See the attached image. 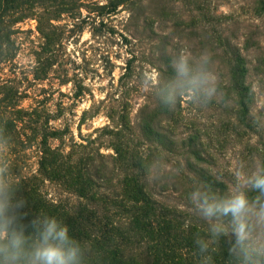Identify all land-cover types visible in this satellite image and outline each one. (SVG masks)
Listing matches in <instances>:
<instances>
[{"label":"trees","instance_id":"obj_1","mask_svg":"<svg viewBox=\"0 0 264 264\" xmlns=\"http://www.w3.org/2000/svg\"><path fill=\"white\" fill-rule=\"evenodd\" d=\"M129 1L109 0L107 7L115 11ZM206 2L184 0L196 11L188 23L197 21L202 32L209 36L207 49L214 52L212 68H220L224 73L218 83L221 92L231 100V117L225 121V128L233 132L251 131L248 117L253 103L245 98L249 88L252 89L247 82L250 64L243 54L247 47L232 45L211 29ZM249 2L254 18L264 16V0ZM23 4L24 0H0V63H7L14 55L13 26L30 17L11 13L10 8L15 10ZM166 16L162 5L156 21L150 15L144 17L145 23L151 24L154 62L150 64L155 67L157 79L148 87L135 116H130L132 107L128 101L115 110L107 108L109 123L83 136L80 128L87 115L83 111L77 125L79 141L64 117L63 101L54 114L38 105L24 110L11 103L14 96L10 88L0 85V123L7 126L12 136L11 148L33 149L37 159L35 173L19 176L14 158L6 153L14 178L28 200V211L30 214L41 211L63 220L71 235L92 247V264H199L193 236L196 232L205 234L207 225L193 213L187 196L197 180L211 181L218 177L212 169V156L204 152L214 134L211 128L182 116V101L171 113L159 107L157 83L168 78L171 74L168 63L180 54L178 48L170 45L169 34L153 28V23L161 24ZM34 17L43 43L35 53L37 66L33 77L45 80L57 62L60 36L51 23L57 16ZM135 62H138L135 56L125 62L119 78L124 90L133 88ZM256 64L264 67V61ZM70 82L61 81L62 85ZM73 86L71 98H82L83 86L75 81ZM56 121L63 124L58 127L50 124ZM103 150L111 153L104 154ZM260 161H264V151ZM179 166H183L182 173L174 181H167L171 170ZM152 176L161 177L160 183H151ZM214 186L221 193L227 189L220 179ZM179 189L183 190L180 192L184 194L180 197L183 202L173 196L177 195L174 190ZM215 248L214 264H227L226 246Z\"/></svg>","mask_w":264,"mask_h":264},{"label":"rangeland","instance_id":"obj_2","mask_svg":"<svg viewBox=\"0 0 264 264\" xmlns=\"http://www.w3.org/2000/svg\"><path fill=\"white\" fill-rule=\"evenodd\" d=\"M108 1L24 0L18 9L10 8L14 16L30 17L13 26L15 33L11 40L14 55L7 63H0V85L10 88L14 96L11 103L24 110L38 105L54 114L63 101L64 117L77 141V125L83 111H87V115L80 128L81 135H91L95 129L109 123L107 108L115 110L128 101L133 118L148 93V87L156 83L157 73L154 65L150 64L154 62L151 54L153 39L149 35L151 24L145 23V16L150 15L155 20L164 6L166 19L161 24L160 21L153 23V28L169 34L170 45L178 48L180 54L195 57L208 47L209 36L202 32L198 22L188 23L196 11L184 0H130L115 11L107 7ZM206 6L211 29L219 32L232 45L242 48L245 44L247 47L243 51L250 64L247 82L257 96V102L251 105L249 112L254 116L264 108V67H257L256 64L264 61V16L253 17L249 0H207ZM103 7L106 8L100 9ZM36 14L57 16L51 23L57 27L56 33L60 36L57 62L45 80L33 77L37 66L35 53L43 43L36 29ZM132 56L138 60L135 62L136 77L133 78V88L124 90L120 88L119 78L126 60ZM212 70L217 74L218 81L222 80L223 71L215 67ZM149 79L152 83H148ZM62 80L72 82L62 85ZM74 81L84 88V94L78 100L71 98ZM219 103L218 97L215 105L200 110L182 100L181 107L184 118L211 128L214 135L204 152L212 156V169L228 187L239 164L251 168L260 161L264 151V129L254 127L251 122V131L237 129L233 132L231 128H225V121L231 117V112ZM50 124L58 127L63 122ZM11 149L8 153L15 160L19 176L35 173L37 159L33 149L24 150L18 146ZM102 153L111 152L103 150ZM174 191H177L174 198L178 197L179 202H183L180 198L184 196L180 193L183 190Z\"/></svg>","mask_w":264,"mask_h":264},{"label":"clouds","instance_id":"obj_3","mask_svg":"<svg viewBox=\"0 0 264 264\" xmlns=\"http://www.w3.org/2000/svg\"><path fill=\"white\" fill-rule=\"evenodd\" d=\"M213 63L211 49H202L195 57L184 53L173 57L168 63L171 74L157 83L160 109L174 112L183 100L204 110L218 97L224 109L230 108ZM245 98L257 102L253 89ZM248 118L254 127L264 129V108ZM12 142L7 126L0 123V264H92V247L71 235L63 220L28 211V200L6 158ZM182 171L183 166L175 167L167 181ZM219 179L197 180L187 196L193 213L207 225L205 234L193 236L199 264H214L215 246L221 244L226 246L227 264H264V161L251 168L239 164L222 193L214 186ZM160 181L159 176L151 177V183Z\"/></svg>","mask_w":264,"mask_h":264}]
</instances>
